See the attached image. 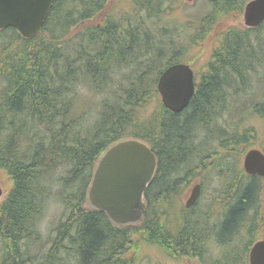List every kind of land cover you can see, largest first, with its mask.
<instances>
[{
  "label": "trees",
  "instance_id": "1",
  "mask_svg": "<svg viewBox=\"0 0 264 264\" xmlns=\"http://www.w3.org/2000/svg\"><path fill=\"white\" fill-rule=\"evenodd\" d=\"M67 1H54L33 38H23L13 28L0 30V172L10 181L0 202V264H36L27 253L38 240L40 217L51 198L63 211L41 264H67L68 258L75 264H136L138 248L205 264H249L253 244L258 237L264 240V215L259 218L264 202L259 205L258 199L264 179L246 175L240 165L247 151L256 148L250 143L258 134L251 128L228 131L221 119L226 112H241L228 98L244 94L250 74L264 64V22L256 28H216L230 13L241 15L251 0L206 2L208 11L191 26L194 32L185 46L172 43L165 31L157 40L139 20L106 16L100 25L86 26L109 0ZM170 1L132 3L150 18L165 16L162 6ZM80 23L85 26L72 32ZM201 45L207 59L200 81L188 107L174 114L161 104L158 78L173 64L191 65L182 58L184 52ZM131 67L133 78L113 98L100 101L93 122L72 117L77 85L85 82L103 92L114 75ZM241 107L247 112L248 106ZM250 110L264 123V96ZM124 138L145 141L156 156L157 171L144 194L142 221L119 227L89 208L86 195L97 159ZM229 148L234 149L231 163L220 160L218 166L229 178L227 198L217 224L210 227L205 218L197 222L195 208L181 206L180 198L196 176L205 174L211 156ZM258 220L261 235H254ZM241 231L239 245L231 247ZM211 240L226 250L209 263L204 256Z\"/></svg>",
  "mask_w": 264,
  "mask_h": 264
},
{
  "label": "rangeland",
  "instance_id": "2",
  "mask_svg": "<svg viewBox=\"0 0 264 264\" xmlns=\"http://www.w3.org/2000/svg\"><path fill=\"white\" fill-rule=\"evenodd\" d=\"M68 2L69 0L67 3ZM206 2L208 3V0H195L193 2H187L186 0H172L162 6L165 16L162 15L159 17L158 15V17H156L155 15H152L149 18L145 16V12L139 11V9L133 7L132 0H109L102 13L99 14L96 19L88 22L86 26L93 27L100 25L106 16H111L114 18V20L118 21L130 20L131 23H135L137 20H139L141 23L144 22L146 26L151 29L150 35L154 36L157 40L159 39V33L165 31L168 36L171 35V38H169L171 42L179 46L184 45L186 43L187 36L191 35L190 33L192 31L194 32V30L191 28L193 23H196L198 19H200L208 11ZM80 25L81 23L74 29H71L72 32L80 30L85 26ZM172 27L175 29V31L171 33ZM230 27L245 29L246 27L244 25L243 14L238 15L230 13V16H226L220 21L216 30L223 31ZM161 28L165 29L160 30ZM261 35H263L264 38V27L261 31ZM201 47V49L195 47L193 49L185 50V56L182 57L185 59L184 61L189 60L191 62V65H189L193 69L196 82L200 81L199 79L203 73V64L207 59L204 45H201ZM256 71L257 73L250 74L249 86H247L245 89L244 94H240L236 98H228V102L232 104V106L236 108L238 112H242V105L248 106L246 110L247 112H240L233 116H231L229 112H226L223 114L224 117L221 119V121L223 126L228 131L241 132L245 128L253 129L258 134V136L256 141L251 142L250 145H254L256 149H264V123L256 116L252 115L250 110V106L257 101H260L264 96V64L260 68L256 69ZM134 73L133 67L122 69L121 72L113 76V81L110 87H105L103 92L101 91L99 93L94 92L92 87H88L85 82L80 83L79 86L77 85V101L74 103L72 117L80 118L84 124L93 122L97 117V110L100 101L107 97L113 98V95L115 94L114 92L118 93L123 86H127V78H133ZM154 103L155 102L152 104ZM213 146L216 147L217 143L215 142ZM227 150L228 151L222 150V152H218L216 155L211 156L206 165L207 168L205 174H203L202 178L196 176L195 179H193L192 182H190L189 185L185 187L180 198L181 206H185L192 188L199 184L200 194L196 203L193 205L195 208L194 217L195 214L198 215L197 219L195 220L199 223L204 222L203 218H205L210 227H214V225L217 224L220 218L221 205L223 201H225L224 198H227V196H224V193L227 192V188L225 189L224 186L226 183H228L229 178L228 175H226L225 170L218 167L220 165V160H225L226 163L229 164L231 163V160L228 157L230 153L234 154V149L231 148L230 150L229 148ZM240 167L243 169L242 163ZM262 183L261 194L258 196V199L259 205L263 206L261 202H264V190H262L264 188V182ZM0 187L3 191V196L0 199L1 202L5 196V193L8 191V189H10V181L8 177L2 172H0ZM62 211L63 206L56 202L54 198H51L40 217V226L38 228L40 235L38 240L32 243L30 250H28L27 253L29 257H32L31 259L34 263L41 264L40 261H42L43 256L51 242L53 235L52 229L61 216ZM262 212H264V209ZM170 213L172 216H176L173 214V211H170ZM251 213H253L252 210ZM263 215L264 213H262L259 218H261ZM168 223H170V221ZM262 226L263 223L259 220L257 223H254V235H261V233L257 231H259ZM242 232L243 231H241V235L238 238H234L232 240L231 247H236L239 245L240 242H238V239L240 240ZM258 240L259 237L257 241ZM223 250L226 249L223 248L220 243H214L211 240L207 245V252L205 253L206 256H204V259H206L209 263L218 261L223 255ZM135 254H139L136 264H205L196 258L178 256L167 258L154 248H143L141 250L138 248L137 251H135ZM63 261L64 259L62 257V262ZM223 263H225L224 259ZM67 264H75L74 259L68 258Z\"/></svg>",
  "mask_w": 264,
  "mask_h": 264
},
{
  "label": "water",
  "instance_id": "3",
  "mask_svg": "<svg viewBox=\"0 0 264 264\" xmlns=\"http://www.w3.org/2000/svg\"><path fill=\"white\" fill-rule=\"evenodd\" d=\"M54 1L0 0V30L13 28L26 39L37 36ZM243 20L248 28H256L264 22V0L249 1L244 7ZM156 90L162 105L168 111L181 113L188 107L195 93L193 70L185 63L167 67L158 78ZM243 169L250 176L264 178V154L257 149L248 151L243 158ZM156 170V156L145 141L124 138L112 143L95 163L87 189L88 206L103 212L119 227L140 223L147 208L144 194ZM199 194L200 186L195 185L185 207H192ZM2 195L0 187V198ZM249 263L264 264V240L257 241L252 246Z\"/></svg>",
  "mask_w": 264,
  "mask_h": 264
},
{
  "label": "flooded vegetation",
  "instance_id": "4",
  "mask_svg": "<svg viewBox=\"0 0 264 264\" xmlns=\"http://www.w3.org/2000/svg\"><path fill=\"white\" fill-rule=\"evenodd\" d=\"M173 214H174V212H173Z\"/></svg>",
  "mask_w": 264,
  "mask_h": 264
}]
</instances>
